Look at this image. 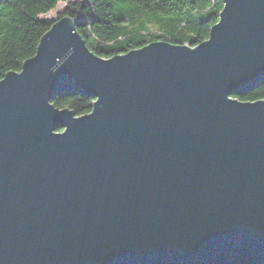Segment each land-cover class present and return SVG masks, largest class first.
I'll use <instances>...</instances> for the list:
<instances>
[{
  "label": "water",
  "instance_id": "obj_1",
  "mask_svg": "<svg viewBox=\"0 0 264 264\" xmlns=\"http://www.w3.org/2000/svg\"><path fill=\"white\" fill-rule=\"evenodd\" d=\"M263 78L264 0L107 58L54 19L0 79V264H264Z\"/></svg>",
  "mask_w": 264,
  "mask_h": 264
},
{
  "label": "trees",
  "instance_id": "obj_2",
  "mask_svg": "<svg viewBox=\"0 0 264 264\" xmlns=\"http://www.w3.org/2000/svg\"><path fill=\"white\" fill-rule=\"evenodd\" d=\"M59 1L67 3L58 17H71L86 45L105 58L153 40L194 46L208 37L223 7V0H0V79L8 71H19L22 62L34 55L41 35L54 21L39 15L55 8ZM156 13L183 15L167 19ZM150 23H155V32L149 29ZM232 97L264 99V78L251 90ZM93 100L80 92L65 91L52 102L78 116L91 110Z\"/></svg>",
  "mask_w": 264,
  "mask_h": 264
},
{
  "label": "rangeland",
  "instance_id": "obj_3",
  "mask_svg": "<svg viewBox=\"0 0 264 264\" xmlns=\"http://www.w3.org/2000/svg\"><path fill=\"white\" fill-rule=\"evenodd\" d=\"M68 1H73V0H68ZM66 3H67V1H59L56 4L55 8H53L52 10H50L49 12H47L45 14H40L39 18H46V19H53V20L56 19L58 17V15L62 12L64 7L66 6ZM182 15H183V13H176V14H171V15L156 13V16L165 17L167 19L177 18L178 16H182ZM154 24L155 23L147 24L149 29L151 30V32H155V30L157 29Z\"/></svg>",
  "mask_w": 264,
  "mask_h": 264
}]
</instances>
